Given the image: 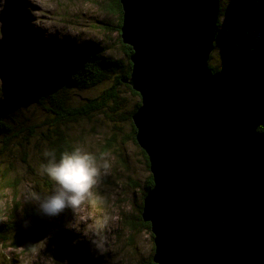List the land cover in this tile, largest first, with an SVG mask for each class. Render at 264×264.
I'll list each match as a JSON object with an SVG mask.
<instances>
[{
  "label": "water",
  "instance_id": "water-1",
  "mask_svg": "<svg viewBox=\"0 0 264 264\" xmlns=\"http://www.w3.org/2000/svg\"><path fill=\"white\" fill-rule=\"evenodd\" d=\"M119 3L152 261L264 264V86L236 97L208 66L219 0Z\"/></svg>",
  "mask_w": 264,
  "mask_h": 264
},
{
  "label": "rangeland",
  "instance_id": "rangeland-1",
  "mask_svg": "<svg viewBox=\"0 0 264 264\" xmlns=\"http://www.w3.org/2000/svg\"><path fill=\"white\" fill-rule=\"evenodd\" d=\"M112 2L14 0L13 8L23 30L45 40L37 39L38 42L50 40L95 48L125 66L128 57L121 46ZM12 11L9 0H0V47L15 39L10 30ZM21 13L25 14V21ZM43 48L46 53L53 50L50 45ZM1 58L0 117L13 120L15 131L21 127V133L6 141L3 136L0 138V228L13 220L22 221L24 229L32 233L28 237L29 248H13L8 242H0V264H147L154 251L151 232L137 221L130 222L139 214L149 174L144 153L132 132L130 111L140 102L137 92L125 81L115 82L120 72L111 73L90 87L66 91L69 105L80 109L112 88L118 94V105L116 113H112L109 100L103 108L67 122L65 131L73 147L79 146L93 155L98 175L78 206L65 207L49 216L47 224L34 227L29 219L21 217L18 208L11 209L16 202L36 207L27 199L29 190L36 191L35 182L44 194L51 192L52 181L38 180L39 165L33 159L43 146L33 145L37 133L30 132L33 124L44 125L54 116L25 97L12 102L17 85ZM208 64L236 94L253 96L264 84V0H219L218 28ZM19 142L21 152L17 150ZM30 163L31 167L27 165ZM6 180L14 181V190Z\"/></svg>",
  "mask_w": 264,
  "mask_h": 264
},
{
  "label": "trees",
  "instance_id": "trees-1",
  "mask_svg": "<svg viewBox=\"0 0 264 264\" xmlns=\"http://www.w3.org/2000/svg\"><path fill=\"white\" fill-rule=\"evenodd\" d=\"M9 1L11 3V9L13 10L10 30L14 33L15 40L10 44L0 47V53L2 56V58H0L8 64V67L6 68L7 73L17 85H15V98H12V102L17 103V98L25 97L28 100H33L34 103L41 106L45 111H50L54 116L50 122L44 123V125L40 123L33 124L32 126L34 129L30 132V134L37 133L33 145H36V148L43 146V150H39L38 156L33 159L34 162L40 166V164L46 159L44 156L45 150L54 152L59 156L61 152L70 151L73 148L72 141L65 131L68 121H75L78 118L87 116L92 110L103 108L104 105L109 103V100H112V104L108 105L109 110H111L112 113H116L115 108L118 105V94L112 88L105 89L99 96L98 100H89L90 103L88 106L80 109L69 105L66 91L70 88L82 89L90 87L115 72L121 73H119V75L117 74L115 77V82L117 84L120 83V81H125L128 79L130 72L131 64L129 61V55L132 50L129 45L124 44L121 41L123 51L128 57V61L125 66H123L120 61L103 55L95 48H79L74 44L50 40L40 43L38 42L37 39L39 38L36 35L23 30L17 20L19 16L15 15V10L13 8L14 0ZM112 4L113 10L118 16V28L120 29L122 17L121 5L119 0H113ZM20 16L25 21L23 18L25 14L21 13ZM215 28H218V20ZM39 41L45 40L39 39ZM44 45H50L53 47V50L46 53L43 48ZM208 66L213 72L218 74V71L210 64H208ZM1 68L0 65V69ZM261 86H264V84L260 85V87ZM229 88L231 94L236 97H243L246 100H249L252 97L236 94L235 89L232 86H229ZM257 93L258 89L254 95ZM138 105L139 102H137L135 107L130 111V115ZM132 132L133 134L135 133L134 127H132ZM18 133H21V127L15 131L13 120L11 121L7 118L0 117V138L3 136V139L6 141V138H14ZM20 146H22V144L19 142L17 145V150L19 152L22 151ZM144 156L146 158V166L148 167L145 153ZM27 165L31 167V163ZM36 174L38 180L47 178L45 175L41 174L40 171ZM1 177H3L4 180L5 176L3 174ZM5 183H7L9 188L13 190L15 189L14 181L6 180ZM35 183L37 193L41 196L46 195L41 189H39L38 182ZM151 185L152 179L149 173L142 198ZM49 188L51 191V184H49ZM48 193L50 192H47V194ZM141 206L142 204H140L139 207V214L130 222L131 224H136L137 221V224H140L150 231L149 223L142 221L141 219ZM17 208L21 213V217L29 219L34 227H42L51 219L49 216L41 214L37 207H33L27 203L22 205L20 202H16L11 211H16ZM11 217H13L12 213L8 215V218L11 219ZM4 228H0V242H8V246L13 248H29L30 243L28 242V237L30 238L32 230L24 229L22 221L17 222L13 220L8 222L7 227ZM7 232L8 234H6ZM151 257L148 259L147 264H155Z\"/></svg>",
  "mask_w": 264,
  "mask_h": 264
},
{
  "label": "clouds",
  "instance_id": "clouds-1",
  "mask_svg": "<svg viewBox=\"0 0 264 264\" xmlns=\"http://www.w3.org/2000/svg\"><path fill=\"white\" fill-rule=\"evenodd\" d=\"M44 156L39 171L53 182V188L43 196L29 190L27 199L35 202L41 214L54 216L65 207L74 208L81 203L96 181L98 165L93 155L79 146L59 156L45 150Z\"/></svg>",
  "mask_w": 264,
  "mask_h": 264
}]
</instances>
